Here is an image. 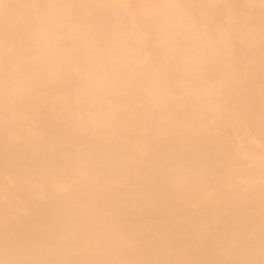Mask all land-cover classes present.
Instances as JSON below:
<instances>
[{"label":"bare ground","instance_id":"6f19581e","mask_svg":"<svg viewBox=\"0 0 264 264\" xmlns=\"http://www.w3.org/2000/svg\"><path fill=\"white\" fill-rule=\"evenodd\" d=\"M0 264H264V0H0Z\"/></svg>","mask_w":264,"mask_h":264}]
</instances>
